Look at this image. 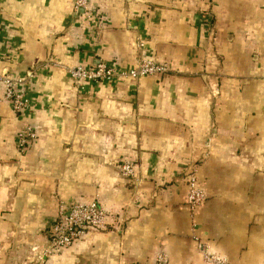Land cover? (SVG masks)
<instances>
[{
    "label": "crops",
    "instance_id": "1",
    "mask_svg": "<svg viewBox=\"0 0 264 264\" xmlns=\"http://www.w3.org/2000/svg\"><path fill=\"white\" fill-rule=\"evenodd\" d=\"M74 2L0 0V72L30 99L0 98V264H264V0H91L92 20ZM142 56L170 70L81 89L62 69ZM96 198L107 227L43 256L58 204Z\"/></svg>",
    "mask_w": 264,
    "mask_h": 264
},
{
    "label": "built area",
    "instance_id": "2",
    "mask_svg": "<svg viewBox=\"0 0 264 264\" xmlns=\"http://www.w3.org/2000/svg\"><path fill=\"white\" fill-rule=\"evenodd\" d=\"M91 0H75L74 6L82 10V15L87 19L94 18L95 10ZM138 46H142L140 42ZM62 69L69 75L78 88L83 89L90 82L114 81L120 78H141L144 76L162 75L168 73L170 66L166 62H158L148 57H140L139 61L131 68H118L106 62H98L91 67L81 65H63ZM24 80L13 77L5 72H0V98L10 102L14 110H25L30 105V99L24 92ZM36 137L33 128L27 126L17 134L18 145L24 148ZM122 174L133 172L129 163L120 166ZM186 192L184 201L191 212L202 206L206 200V193L200 184L197 169L192 167L186 174ZM109 224V213L102 207L96 198L90 202L59 203L56 216L50 226L49 239L42 250L43 256H51L67 249L72 243L80 239L92 228L105 229ZM193 226H195L193 224ZM205 264H231L227 256L211 248L204 249L201 253ZM155 264H169V255L165 250H160L155 256Z\"/></svg>",
    "mask_w": 264,
    "mask_h": 264
}]
</instances>
